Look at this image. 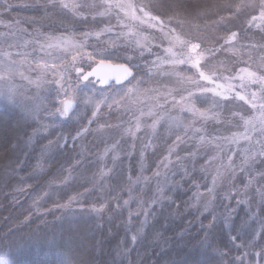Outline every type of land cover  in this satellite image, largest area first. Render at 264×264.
<instances>
[{"label": "clouds", "instance_id": "1", "mask_svg": "<svg viewBox=\"0 0 264 264\" xmlns=\"http://www.w3.org/2000/svg\"><path fill=\"white\" fill-rule=\"evenodd\" d=\"M0 264H264V0H0Z\"/></svg>", "mask_w": 264, "mask_h": 264}]
</instances>
